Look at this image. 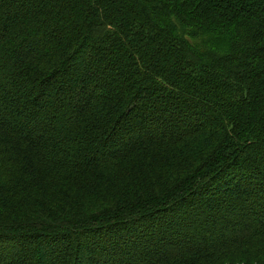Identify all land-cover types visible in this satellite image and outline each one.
<instances>
[{"label":"trees","instance_id":"trees-1","mask_svg":"<svg viewBox=\"0 0 264 264\" xmlns=\"http://www.w3.org/2000/svg\"><path fill=\"white\" fill-rule=\"evenodd\" d=\"M0 264H264V0H0Z\"/></svg>","mask_w":264,"mask_h":264}]
</instances>
